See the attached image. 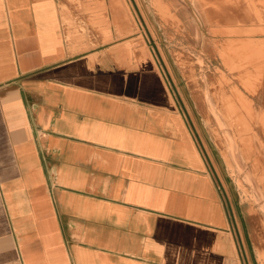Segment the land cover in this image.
Segmentation results:
<instances>
[{
  "label": "crops",
  "instance_id": "obj_1",
  "mask_svg": "<svg viewBox=\"0 0 264 264\" xmlns=\"http://www.w3.org/2000/svg\"><path fill=\"white\" fill-rule=\"evenodd\" d=\"M132 6L0 0V264H259Z\"/></svg>",
  "mask_w": 264,
  "mask_h": 264
},
{
  "label": "rangeland",
  "instance_id": "obj_2",
  "mask_svg": "<svg viewBox=\"0 0 264 264\" xmlns=\"http://www.w3.org/2000/svg\"><path fill=\"white\" fill-rule=\"evenodd\" d=\"M132 1L139 39L163 60L231 195L233 182L251 251L264 264V0Z\"/></svg>",
  "mask_w": 264,
  "mask_h": 264
},
{
  "label": "water",
  "instance_id": "obj_3",
  "mask_svg": "<svg viewBox=\"0 0 264 264\" xmlns=\"http://www.w3.org/2000/svg\"><path fill=\"white\" fill-rule=\"evenodd\" d=\"M218 157H220V161H221V163L223 164V160H222L221 156H219V154H218Z\"/></svg>",
  "mask_w": 264,
  "mask_h": 264
},
{
  "label": "bare ground",
  "instance_id": "obj_4",
  "mask_svg": "<svg viewBox=\"0 0 264 264\" xmlns=\"http://www.w3.org/2000/svg\"><path fill=\"white\" fill-rule=\"evenodd\" d=\"M263 30V29H262ZM261 256H262V254L261 253H259Z\"/></svg>",
  "mask_w": 264,
  "mask_h": 264
}]
</instances>
